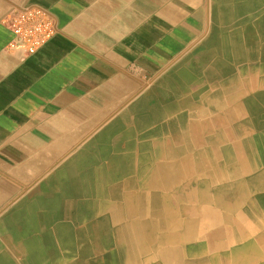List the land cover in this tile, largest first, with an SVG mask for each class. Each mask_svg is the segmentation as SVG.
<instances>
[{"label":"bare ground","instance_id":"1","mask_svg":"<svg viewBox=\"0 0 264 264\" xmlns=\"http://www.w3.org/2000/svg\"><path fill=\"white\" fill-rule=\"evenodd\" d=\"M191 15L201 57L85 156L61 251L20 264H264V0H205Z\"/></svg>","mask_w":264,"mask_h":264},{"label":"crops","instance_id":"2","mask_svg":"<svg viewBox=\"0 0 264 264\" xmlns=\"http://www.w3.org/2000/svg\"><path fill=\"white\" fill-rule=\"evenodd\" d=\"M15 3L0 0V264L61 251L63 225L77 224L72 194L80 177L89 184L85 156L150 113L191 52L201 57L191 9L205 0H28L58 32L27 58L2 24Z\"/></svg>","mask_w":264,"mask_h":264},{"label":"built area","instance_id":"3","mask_svg":"<svg viewBox=\"0 0 264 264\" xmlns=\"http://www.w3.org/2000/svg\"><path fill=\"white\" fill-rule=\"evenodd\" d=\"M2 24L14 35L8 48L22 58L36 54L58 32L52 15L43 8L28 4V0H16Z\"/></svg>","mask_w":264,"mask_h":264}]
</instances>
